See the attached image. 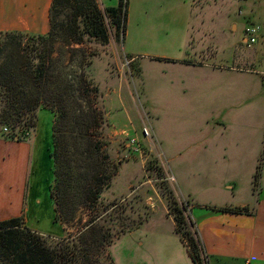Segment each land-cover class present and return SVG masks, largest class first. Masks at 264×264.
Listing matches in <instances>:
<instances>
[{
    "label": "rangeland",
    "instance_id": "374dc122",
    "mask_svg": "<svg viewBox=\"0 0 264 264\" xmlns=\"http://www.w3.org/2000/svg\"><path fill=\"white\" fill-rule=\"evenodd\" d=\"M96 2L104 16L108 43L101 44L84 37L83 44L75 47L85 49L90 56L91 67L87 73L98 88L97 104L104 115L100 139L106 144V153L112 163L117 166V175L102 193L101 211L91 212L81 208L72 222L63 223L59 220L57 203L52 197L55 163L51 135L55 116L41 107L37 112L35 129L29 130L30 136L24 138L23 142L31 141L37 129H40L43 139L49 141L50 207L41 209L39 216L29 223L25 215L21 217L29 229L52 244L78 237L86 229L87 222L96 216V221L109 228L115 236L114 243L107 250L114 264H192L189 250L175 230L176 223L171 210L179 205L186 217H189V212L184 204L177 202L172 186H176V182L170 178H177L178 172H183L175 160L177 151L183 156H193L203 139H210L216 134L213 133L214 126L205 128L208 124L205 120L217 96L201 88L203 80L194 83L198 89L187 88L184 94L180 92V96H177L173 92L171 78L176 74L175 71L179 70L180 73L184 69L171 62L196 59V62L189 63L200 66L197 61L200 60L199 56L193 53L196 42L187 45L191 27L201 23L196 11L200 10L205 25L209 19L206 26L225 28L226 40L221 44L214 62L227 68L235 64L238 54H243L242 39L247 46L246 31L256 28L259 32L257 43L247 46L249 52L244 57H248V62L243 67L253 72L238 74L242 76V81L245 77L250 84L247 89L242 85L239 90L238 85L225 83L217 102H225L224 107H231L236 105L235 101L244 100L246 94L253 96L254 81H264V0ZM119 6H122V15L127 14L125 32L117 30L106 14L107 8ZM192 35L194 40L198 38L197 31ZM61 51L66 52L67 49L58 46L54 58H58ZM204 52L207 51L202 49L204 55L200 53V58L206 56ZM225 73L230 72L226 70ZM230 94L234 95V101H229ZM262 98L258 95L250 103L240 104L258 109L261 108V102L264 103ZM253 108L250 115L246 113L247 118L251 117L252 120L242 121L237 129L222 132L226 144L229 145L234 139H244L243 142L248 143L260 139V113ZM236 116L239 117L240 112H235ZM261 126L264 130V124ZM201 130L205 131L202 133ZM17 132L18 129L12 127H0V139L13 141L12 136ZM201 178L197 175L187 180L195 184L193 190L199 198L202 195ZM213 178L211 176L205 180L214 181ZM229 179L225 177L222 181ZM246 180L238 178L242 185ZM179 184L185 188L180 181ZM240 194L245 195V191ZM104 208L108 210L103 212ZM99 212H102L100 217ZM188 231L194 233L196 229L189 224ZM117 234H120L119 238H116ZM197 234L202 246L200 235Z\"/></svg>",
    "mask_w": 264,
    "mask_h": 264
},
{
    "label": "trees",
    "instance_id": "16d2710c",
    "mask_svg": "<svg viewBox=\"0 0 264 264\" xmlns=\"http://www.w3.org/2000/svg\"><path fill=\"white\" fill-rule=\"evenodd\" d=\"M106 14L117 30L125 32L127 14L122 15V6L107 8ZM84 37L108 43L96 0H53L46 35L8 32L0 36V127L18 129L12 139L23 141L35 129L41 107L54 114L52 197L63 223L75 220L81 208L101 211L102 193L117 175V166L100 139L104 115L97 104L98 88L87 73L90 56L75 47L83 44ZM58 46L67 51L54 58ZM260 175L261 165L255 188ZM222 211L247 213L242 209ZM171 212L193 264H209L197 231H188V225L194 227V223L179 205ZM101 215L99 212L98 217ZM96 220L92 217L78 237L52 244L29 229L23 217L1 221L0 264H114L107 250L115 236Z\"/></svg>",
    "mask_w": 264,
    "mask_h": 264
},
{
    "label": "crops",
    "instance_id": "0c3cea01",
    "mask_svg": "<svg viewBox=\"0 0 264 264\" xmlns=\"http://www.w3.org/2000/svg\"><path fill=\"white\" fill-rule=\"evenodd\" d=\"M52 4L53 0H0V36L8 32L46 35L50 31ZM195 14L201 23L191 27L187 45L196 42L193 53L199 56L200 60L197 61L200 66L189 63L196 62V59L172 60L174 66L184 69L172 75V88L180 96V92L184 94L187 88L198 89L194 83L203 80L201 88L217 96L205 120L208 123L205 128L214 126L213 133L216 134L210 139H203L193 156L176 152L175 160L183 172L179 171L177 178L171 176L170 179L176 182V186L172 185L173 192L177 202L187 207L209 264H264V130L261 126L264 124V103L261 102L258 109L240 104L250 103L258 95L264 99V81H254V95L246 94L244 100L235 101V106L224 107L225 102L218 103L225 83L238 85L239 90L242 85L247 89L250 84L247 78L244 77L242 81V76L238 75L253 72L243 68L248 62V57H244L248 55V47L242 39L243 54L237 55L238 59H235L232 67L215 63L221 44L226 40L225 28L206 26L209 19L205 25L200 10ZM195 31L198 38L194 40L192 33ZM202 49L207 52H204L205 57L200 58ZM226 70L230 73H225ZM229 101H234V95L230 94ZM251 108L260 113V139L250 140L249 143L243 142L244 139H234L229 145L226 144L222 132L237 129L242 121L252 120L246 114H251ZM235 112H240V118L235 117ZM50 164V144L47 138L43 139L40 129L36 130L31 141L0 139V222L25 215L29 223L39 216L41 209L50 207ZM260 165L261 175L255 188V175ZM197 175L203 181L202 195H199L201 199L193 190L195 184L187 182ZM211 176L214 181L205 180ZM225 177L230 179L222 181ZM239 177L248 180L242 185ZM179 181L185 188L180 186ZM244 191L245 195L241 196L240 192ZM222 209H242L247 213L235 214Z\"/></svg>",
    "mask_w": 264,
    "mask_h": 264
},
{
    "label": "built area",
    "instance_id": "2783aa9c",
    "mask_svg": "<svg viewBox=\"0 0 264 264\" xmlns=\"http://www.w3.org/2000/svg\"><path fill=\"white\" fill-rule=\"evenodd\" d=\"M258 30L255 28L253 29H248L246 31V34H247V37H246V43H247V46H253L257 43V37H258ZM5 131H7V129H5ZM132 144H134V141H132Z\"/></svg>",
    "mask_w": 264,
    "mask_h": 264
}]
</instances>
